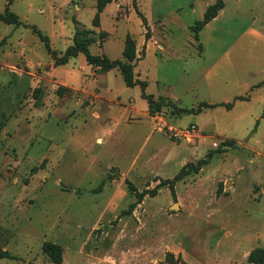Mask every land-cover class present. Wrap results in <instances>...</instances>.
Here are the masks:
<instances>
[{"label":"rangeland","instance_id":"rangeland-1","mask_svg":"<svg viewBox=\"0 0 264 264\" xmlns=\"http://www.w3.org/2000/svg\"><path fill=\"white\" fill-rule=\"evenodd\" d=\"M8 7L20 24L0 21V249L16 260L0 264H251L264 251V0ZM33 28L59 56L75 39L124 60L130 38L158 111L118 69L104 88L78 57L57 67ZM156 115L193 138L156 132Z\"/></svg>","mask_w":264,"mask_h":264},{"label":"trees","instance_id":"trees-1","mask_svg":"<svg viewBox=\"0 0 264 264\" xmlns=\"http://www.w3.org/2000/svg\"><path fill=\"white\" fill-rule=\"evenodd\" d=\"M6 1V7L3 14H0V21H2L5 24L8 25H19L20 21L18 17L11 13L9 11V5L12 2V0H5ZM104 4L99 3L97 6V14L101 13L103 9ZM223 8L220 3H215L213 5H210L206 8L203 19L200 22H197L195 29H201L203 28L208 22L212 21L216 16L219 10ZM96 14V15H97ZM95 15L94 19L97 17ZM33 32L37 33L39 35L40 39L44 42L47 54L51 57V59L54 61V64L56 66L59 65H65L67 64L71 59H75L78 57V55L82 54L85 58L86 64L99 68L102 72H108L113 69H118L123 83L127 88H133L135 86H140L142 90V98L146 100L148 105V113L150 116H153L154 113H156L159 109V102L155 101L151 95L145 94V88L146 83L141 82L140 80H137L133 76V66L130 63L134 58V43L130 38H127L124 43V49L122 52V56L124 60H111L105 55H94L90 53L89 47L86 44L85 41H76L74 39L73 45L68 46L62 53H60V56L56 51L51 50L49 46L48 39L44 36H42L35 28H33ZM195 36H197V33H195ZM262 85H264V81L262 82ZM166 100V99H165ZM207 106V105H206ZM230 107V104H226V107ZM129 190H131L132 193H134V190L132 188L131 184H128ZM135 197H137V200H141L145 193L136 194L134 193ZM134 208V204L129 205L128 209L123 213H128L132 211ZM44 251L55 261H58V258H55L54 248L46 244L44 245ZM0 259H10V260H16L14 256H12L10 253H8L6 250L0 249ZM248 262L251 264H263L264 263V251L263 250H255L253 251L249 257Z\"/></svg>","mask_w":264,"mask_h":264},{"label":"built area","instance_id":"built-area-1","mask_svg":"<svg viewBox=\"0 0 264 264\" xmlns=\"http://www.w3.org/2000/svg\"><path fill=\"white\" fill-rule=\"evenodd\" d=\"M154 119V129L158 133H167L169 136L178 139L188 141L193 138L196 128L194 125H189L185 128L174 129L171 126H167L163 121V117L160 115H156L153 117Z\"/></svg>","mask_w":264,"mask_h":264},{"label":"crops","instance_id":"crops-1","mask_svg":"<svg viewBox=\"0 0 264 264\" xmlns=\"http://www.w3.org/2000/svg\"><path fill=\"white\" fill-rule=\"evenodd\" d=\"M216 18V17H215ZM214 18V19H215ZM213 19V20H214ZM80 55H82V54H80ZM78 59H79V61L83 64V63H86V61L84 60V62H83V60L81 59V57L78 55ZM85 59V58H84ZM112 60V59H111ZM59 66H64V65H59ZM58 67V66H57ZM69 76H71V77H73L74 76V72H72V70L71 69H69ZM111 71V70H110ZM110 71H108V72H106L105 73V75L103 74H101L102 76H100V74H96L97 75V78H96V82L99 84V86H102V87H104V88H106V83H105V80H106V77H107V74L110 72ZM70 82L71 81H69V83H65L66 85H68V84H70ZM70 86V85H69ZM166 100H167V98H166ZM107 106H112V103L111 102H109V104L107 105ZM147 113H148V107H147V111H146ZM148 115H149V113H148ZM190 125H192V124H190Z\"/></svg>","mask_w":264,"mask_h":264}]
</instances>
